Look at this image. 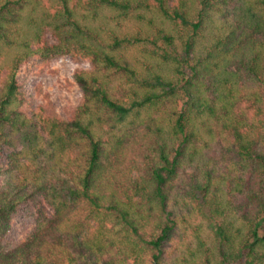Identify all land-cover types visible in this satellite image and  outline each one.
Instances as JSON below:
<instances>
[{
	"label": "trees",
	"instance_id": "16d2710c",
	"mask_svg": "<svg viewBox=\"0 0 264 264\" xmlns=\"http://www.w3.org/2000/svg\"><path fill=\"white\" fill-rule=\"evenodd\" d=\"M0 264H264V0H0Z\"/></svg>",
	"mask_w": 264,
	"mask_h": 264
},
{
	"label": "rangeland",
	"instance_id": "374dc122",
	"mask_svg": "<svg viewBox=\"0 0 264 264\" xmlns=\"http://www.w3.org/2000/svg\"><path fill=\"white\" fill-rule=\"evenodd\" d=\"M32 62L22 66L18 76L26 84L27 94L32 96V110L48 106L51 102L56 112L68 117L82 99V90L74 79V71L89 68V62H80L68 55L54 57L42 65L38 61ZM40 206L36 203L25 210L21 208L15 214L11 233L13 241L23 240L36 225Z\"/></svg>",
	"mask_w": 264,
	"mask_h": 264
}]
</instances>
